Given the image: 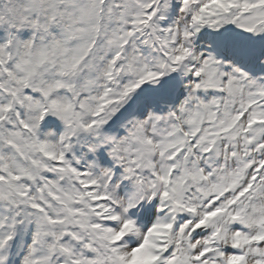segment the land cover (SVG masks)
Segmentation results:
<instances>
[{
	"label": "snow or ice",
	"instance_id": "obj_1",
	"mask_svg": "<svg viewBox=\"0 0 264 264\" xmlns=\"http://www.w3.org/2000/svg\"><path fill=\"white\" fill-rule=\"evenodd\" d=\"M0 264H264V0H0Z\"/></svg>",
	"mask_w": 264,
	"mask_h": 264
}]
</instances>
